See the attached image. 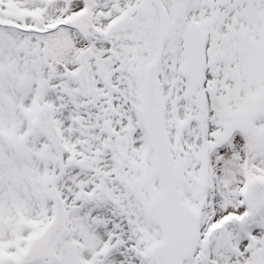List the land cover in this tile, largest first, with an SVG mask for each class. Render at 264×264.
I'll return each mask as SVG.
<instances>
[{
  "label": "snow or ice",
  "instance_id": "6c2138e0",
  "mask_svg": "<svg viewBox=\"0 0 264 264\" xmlns=\"http://www.w3.org/2000/svg\"><path fill=\"white\" fill-rule=\"evenodd\" d=\"M0 264H264V0H0Z\"/></svg>",
  "mask_w": 264,
  "mask_h": 264
}]
</instances>
